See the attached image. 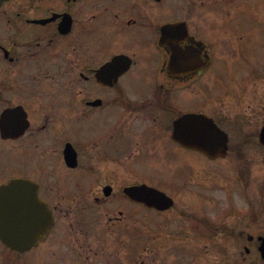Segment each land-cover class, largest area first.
<instances>
[{"label":"flooded vegetation","instance_id":"obj_1","mask_svg":"<svg viewBox=\"0 0 264 264\" xmlns=\"http://www.w3.org/2000/svg\"><path fill=\"white\" fill-rule=\"evenodd\" d=\"M214 124L223 153L201 143ZM0 139L23 155L0 187L33 181L52 218L24 250L0 236V264H25L4 249L31 252L29 264H264L261 190L249 196L244 161L231 173L244 198L226 199L224 220L191 206L216 173L196 156L243 159L253 146L261 161L264 0H0ZM140 185L173 203L131 197ZM184 188L173 224L180 199L166 189ZM137 206L178 230H138ZM209 238L215 261L202 257Z\"/></svg>","mask_w":264,"mask_h":264},{"label":"rangeland","instance_id":"obj_2","mask_svg":"<svg viewBox=\"0 0 264 264\" xmlns=\"http://www.w3.org/2000/svg\"><path fill=\"white\" fill-rule=\"evenodd\" d=\"M263 33H261L262 36ZM249 111H252L250 109ZM256 116V114H255ZM257 126V123L251 121L248 126H246L247 130H255ZM7 142L0 139V182L5 180L7 176H5L8 173H11L17 169L22 163H19V159L23 157L22 154H19V152H10L7 150ZM250 154L243 159H235V158H224V160H216L212 163L208 161V159L202 157V156H196V159L199 161V163L203 166H206L207 169L210 167L215 168L216 173L211 174L207 177V183H209L211 186L207 187L208 192L202 193L203 190H196L197 198L196 200H193L191 203L192 207L195 208H201L206 207L210 208L208 211H203V214L201 215H207V217H210L212 219H221L224 220L226 215H228L226 209V199L229 198V196L235 198V200H238L241 202L243 200L244 195L241 193L242 191L238 189L239 185L237 182H235L234 179H231V173L236 170L238 173V165H241V162L244 161L245 165L248 167L247 170V177L246 180L249 184L247 186L248 193L250 197H258L257 192L261 190V225L264 226V151L261 149V161L259 159V154L255 150V147L251 146L249 148ZM34 162V160H33ZM35 163V162H34ZM29 169V166L26 164L24 167H22L23 172H26ZM2 175L4 177H2ZM235 175V174H234ZM232 191H231V189ZM187 188L184 189H166L167 192L170 193H176L178 200L175 205L168 211L167 218L173 219V224H176V221L180 219V215L182 213V210L186 206H184L185 203H187V198H183L184 195H179V193L186 191ZM233 192V194H232ZM210 194V197L207 198ZM210 199L206 201V199L203 202V198ZM183 199V200H182ZM210 205V206H209ZM181 209V211H180ZM137 213L142 217L140 223L144 226L139 227L138 230H151L153 235H161L160 233L162 230H178L176 226H172L171 223H168L165 221V215L162 212L156 211L154 209L146 208L143 206H137ZM200 214V213H197ZM215 215H218L215 217ZM107 223V218H104L101 222V228L108 231L109 229L105 227ZM166 225V227H164ZM119 229V226H117ZM122 229V227H121ZM160 233V234H157ZM149 235V234H148ZM166 235V233H163L161 236ZM174 235L171 236V239L163 240L160 244H156L157 247L154 249V252H162L163 247L168 245V241H171L174 239ZM146 234H143V237H145ZM191 236V235H190ZM149 237H152L149 235ZM161 239V238H160ZM210 239H201V246L203 247L202 250V257L206 258L210 261L217 260L215 257L220 256V253H216L213 249L205 250L206 246H215L218 244V242L213 243L210 242ZM218 241L222 240V237L219 236L218 238H215ZM205 242L207 245H205ZM160 245V246H158ZM6 252L4 253V256L8 259H16V258H23L25 264H29L28 260H30L33 256V254L29 251L25 253L17 252L12 249H4ZM144 257V256H143ZM262 261V259H261ZM180 263V261H179ZM37 264V263H36Z\"/></svg>","mask_w":264,"mask_h":264},{"label":"water","instance_id":"obj_3","mask_svg":"<svg viewBox=\"0 0 264 264\" xmlns=\"http://www.w3.org/2000/svg\"><path fill=\"white\" fill-rule=\"evenodd\" d=\"M5 114L6 112L2 113L3 118ZM187 116L192 118V115ZM209 133L213 139L201 141L202 144L209 145L205 150L212 154L214 151L221 153L226 151V133L215 124L212 126V131L209 129ZM216 137L217 146L212 148ZM199 142L200 140L197 144ZM127 192L131 197L138 200L144 199L147 203L159 208L168 207L173 203L172 198L145 185L128 189ZM51 221V214L46 204L38 197L36 184L33 181L26 178H13L0 187V236L10 246L20 250L28 248L50 226ZM261 240L260 251L264 259V239L261 237Z\"/></svg>","mask_w":264,"mask_h":264}]
</instances>
